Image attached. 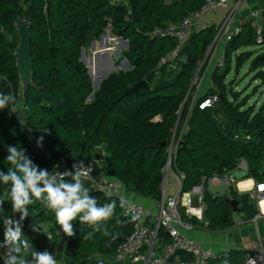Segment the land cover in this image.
Masks as SVG:
<instances>
[{
  "label": "trees",
  "instance_id": "16d2710c",
  "mask_svg": "<svg viewBox=\"0 0 264 264\" xmlns=\"http://www.w3.org/2000/svg\"><path fill=\"white\" fill-rule=\"evenodd\" d=\"M204 4L205 0H0V93L16 98L15 104L0 110V174L6 175L10 167L5 161L7 147L18 145L38 170L54 173L63 158L81 161L98 166L129 192L162 202L164 169L175 135V143L183 142L184 147L178 146L172 168L185 175L182 194L205 184L207 228L222 232L235 225L230 200L239 203L238 212L253 219L257 210L247 194L233 187L228 196L213 194L207 182L215 175L234 172L240 161L247 163V177L264 182V101L259 109L249 106V99H241L227 84L233 70L239 73L249 63L255 81L264 87V52L254 50L258 46L254 21L242 23L241 32L226 43L224 65L212 75L215 88L197 102L193 83L208 66L219 27L194 33L172 68L159 67V63L177 46L176 40L150 37L155 28L180 24ZM21 21L30 27L34 82L24 98L14 58ZM109 27L113 37L128 42L122 57L132 69L111 74L94 92L89 68L81 60L82 50L105 36ZM94 74L95 81V70ZM142 81L147 82L145 88L125 95ZM93 93L94 100L89 102ZM210 96H218L216 105L200 109L199 104ZM184 124L188 129L182 133ZM41 136L42 147H38ZM82 183L98 206L116 205L112 217L99 225L91 239L83 237L93 229L78 218L73 221L75 236L64 235L54 213L38 200L28 206L30 215L23 222L22 234L32 243V250L52 253L58 264H106L134 233L136 221L123 215L118 198L93 191L86 180ZM9 193L10 185L0 180V199L5 201L0 213V245L4 243L3 219L13 215ZM180 213L186 222L197 224L184 209ZM19 215L15 213L14 219ZM159 242L161 246L171 242L163 229ZM5 251L0 248V264ZM246 254L230 251L229 264H243ZM178 256L192 261L186 253Z\"/></svg>",
  "mask_w": 264,
  "mask_h": 264
},
{
  "label": "built area",
  "instance_id": "2783aa9c",
  "mask_svg": "<svg viewBox=\"0 0 264 264\" xmlns=\"http://www.w3.org/2000/svg\"><path fill=\"white\" fill-rule=\"evenodd\" d=\"M166 3H172L174 0H164ZM234 1V6H230V2ZM246 0H205L203 7L188 15L180 24H169L165 27L155 28L151 34V38L168 37L176 40L177 46L167 53L159 63V67L172 68L176 66L181 51L184 49L187 42L192 37L193 27L203 16L211 11L217 9H226L227 15L224 17L222 24L219 26V33L216 43L224 40L226 43L230 42L235 36L241 32V21L234 26L236 14L242 4ZM260 18L264 19V11L251 14V20L258 29L257 44L264 48V32L263 26L258 23ZM120 38H108V43L105 44L107 52H115L117 45L120 44ZM105 48V47H104ZM97 51V50H96ZM100 52V51H98ZM224 55L218 63V67H223ZM218 96H210L204 99L199 108L205 110L211 108L218 102ZM178 143H175V137L169 149V160L164 169V180L162 184L163 200L158 213L145 207L144 205L130 201L124 196L122 192V184L103 173L95 177L92 175L94 166L83 163V167L87 171V175L82 179L90 183L91 189L95 192L102 193L108 197L118 198L123 208V215L125 217L134 218L135 229L132 236L122 244L116 251L114 261L117 264H211L212 262H219V264H229L230 251L224 255H218L212 250L203 249L195 241L189 239L184 234V231H191L195 225L186 222L180 213L184 209L189 218L195 217L201 222L203 218V197L206 191L205 184L195 187L191 192L182 194L181 186L185 178L183 173H176L179 181V191L172 197H167L169 176L173 172L172 160L178 149ZM81 161L67 162V158L62 159L61 167L58 171L73 170L75 164ZM98 167V166H97ZM237 170H244L248 173V166L245 161H240ZM232 172L223 176L215 175L208 180V187L219 183L225 184L226 187L231 188L234 183ZM71 178V177H66ZM65 178V179H66ZM250 202L256 204L263 214L262 205L264 203V182L257 183L256 186L247 193ZM198 211V212H194ZM167 232L171 238V242L167 245L161 246L159 242L160 230ZM179 253H186L192 257L191 262L183 261L178 256ZM243 264H264V251L262 247L248 252L245 256Z\"/></svg>",
  "mask_w": 264,
  "mask_h": 264
},
{
  "label": "clouds",
  "instance_id": "9594fccd",
  "mask_svg": "<svg viewBox=\"0 0 264 264\" xmlns=\"http://www.w3.org/2000/svg\"><path fill=\"white\" fill-rule=\"evenodd\" d=\"M15 102L14 95L0 93V110ZM42 143L43 136L37 140L38 147H42ZM25 151L18 145H9L5 161L10 167L6 175L0 174V180L10 185L13 213L3 219L4 243L0 245V248L6 249L3 264H58L52 253L32 250V243L24 238L22 227L30 215L28 206L38 200L46 210L54 213L60 230L68 237L75 236L73 221L78 218L81 224H87L93 229V232L83 237L91 239L94 232L100 230L99 225L112 217L116 205L111 202L98 206L96 198H89V189L82 183V177L88 174L83 162L75 164L74 171L65 169L51 173L47 169L38 170L25 156ZM66 177H71V182H67ZM4 202L0 199V213L4 210ZM15 213H20L19 219H14ZM30 227L33 231H40L37 226ZM29 254L31 259H28Z\"/></svg>",
  "mask_w": 264,
  "mask_h": 264
},
{
  "label": "crops",
  "instance_id": "0c3cea01",
  "mask_svg": "<svg viewBox=\"0 0 264 264\" xmlns=\"http://www.w3.org/2000/svg\"><path fill=\"white\" fill-rule=\"evenodd\" d=\"M234 4V1L230 2L231 7L234 6ZM262 11H264V0H246V2L242 4L236 14L234 26L238 25L241 21L251 20L252 13H260ZM227 13L228 11L226 9H217L209 12L208 14L203 16L197 23H195L193 27V33H196L210 26L219 27L222 24L223 19L227 15ZM258 23L264 26V19L260 18L258 20ZM95 43L96 47L97 44H100L102 46V42L100 40L96 41ZM225 47L226 42L224 40H221L215 43V45L211 48L208 54L210 58L208 66L201 77L204 79V82L196 87V91L194 93V102H197V100L203 97L210 89L215 88L212 83V75L215 69L218 67V63L225 53ZM187 129V126L184 124V126L182 127V133L187 132ZM172 171L173 172L169 176L168 187L173 190L172 195L174 196L179 191L180 186L176 172L174 170ZM236 172L237 170L231 173L234 178L232 187L239 194L246 195L256 186L257 182L254 179L247 177L248 173H246L245 171L239 176L236 175ZM220 185H223L226 189L225 191H223V193L213 191V189L218 188ZM207 190L213 194H220L223 196H228L230 191L229 188L226 187L223 183L209 186ZM122 192L124 196L127 197L130 201L140 203L145 207L153 210L155 213H158V210L161 207L162 202L145 199L137 194L129 192L123 185ZM252 204L257 210V215L253 219H249L244 213H234L233 220L235 222V225L226 231L212 232L207 228V224L205 222H201L193 217V219L197 220V224H195L193 230L184 231V234L189 239L195 241L203 249L212 250L219 256L224 255L227 251H242L248 253L254 251L259 247H262L264 251V205H262L263 214H261L258 206L254 203Z\"/></svg>",
  "mask_w": 264,
  "mask_h": 264
},
{
  "label": "water",
  "instance_id": "95a60500",
  "mask_svg": "<svg viewBox=\"0 0 264 264\" xmlns=\"http://www.w3.org/2000/svg\"><path fill=\"white\" fill-rule=\"evenodd\" d=\"M18 34L20 36L19 43L15 49L14 52V58L16 60V68L18 70V76H19V84L20 89L22 91L23 98L26 96L27 92L31 87L34 86L33 82V65L30 55V27L29 23L25 21H21L17 25ZM111 28H108V33L106 34V38H111L112 35L110 34ZM104 36L102 37L105 38ZM124 45V48H128V42L120 39ZM102 46H105L104 41H102ZM107 47H105V52H97L96 51V43L93 42V51H94V57L90 58V68H89V75L92 79H94L95 74L94 70L97 74V78L95 81H93V90L94 92L97 91L100 87V84L103 80H105L108 76H110L113 73H117L119 69L122 68L123 71L131 70L132 66L129 64L128 60H125L120 66H115L113 59L111 58L109 53H106ZM120 54V53H118ZM81 60L88 65V61L85 55V50H82V57ZM147 85L146 81H142L139 84H136L129 88L125 95H130L132 93L137 92L140 89L145 88ZM94 100V93L91 95L89 102ZM166 144V142H164ZM179 147L183 148L184 143L179 142ZM102 174V170L98 168L97 166H94V170L92 175L95 177H98ZM230 204L233 207V212L237 213V206L238 202L230 200Z\"/></svg>",
  "mask_w": 264,
  "mask_h": 264
},
{
  "label": "rangeland",
  "instance_id": "374dc122",
  "mask_svg": "<svg viewBox=\"0 0 264 264\" xmlns=\"http://www.w3.org/2000/svg\"><path fill=\"white\" fill-rule=\"evenodd\" d=\"M108 33V29L106 30V34ZM105 34V36H106ZM104 36V37H105ZM100 41L102 42V38L100 39ZM103 41L105 44L108 43V38H103ZM120 44L117 45V49L115 50V52H106L109 53L111 58L114 61L115 66H120L126 59H124L122 57V50H126V48H124V45L122 43V41H119ZM106 46H101L100 44H97L96 50L101 51V52H105V48ZM255 51L258 52H264V48L257 46L256 48H254ZM120 53V54H118ZM85 55L88 61V65L87 67L90 68V58L94 57V51H93V43L91 44V46L85 51ZM250 64L247 63L241 70L239 73H236L234 70L233 72L229 75L228 79H227V84H230L232 86V89L235 92H238L241 95V99L244 98H248V105L249 106H256L257 109L260 108V106L262 105L263 101H264V87L261 86L260 81H255L254 76L255 73L251 72L250 70ZM121 69H119V71H121ZM92 81H94V79H92ZM204 82L203 78H196L194 80V86L198 87L199 85H201ZM20 103H17L15 105L14 110L17 111L18 107H19ZM244 171L241 170H237L236 175L239 176L241 173H243ZM239 179V178H238ZM226 189L224 188L223 185H220L218 188L213 189V191L215 192H219V193H223V191H225ZM173 190L168 187V196L167 197H172L173 195ZM106 264H115L114 259L111 257L107 260Z\"/></svg>",
  "mask_w": 264,
  "mask_h": 264
},
{
  "label": "bare ground",
  "instance_id": "6f19581e",
  "mask_svg": "<svg viewBox=\"0 0 264 264\" xmlns=\"http://www.w3.org/2000/svg\"><path fill=\"white\" fill-rule=\"evenodd\" d=\"M263 205H264V203H263ZM195 212H198V211H195Z\"/></svg>",
  "mask_w": 264,
  "mask_h": 264
}]
</instances>
